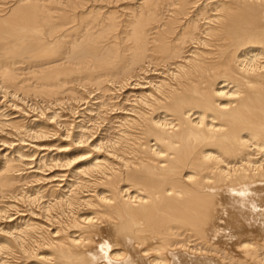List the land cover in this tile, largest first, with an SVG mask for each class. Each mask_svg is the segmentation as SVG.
<instances>
[{"label":"bare ground","instance_id":"bare-ground-1","mask_svg":"<svg viewBox=\"0 0 264 264\" xmlns=\"http://www.w3.org/2000/svg\"><path fill=\"white\" fill-rule=\"evenodd\" d=\"M214 260L264 264V0H0V264Z\"/></svg>","mask_w":264,"mask_h":264},{"label":"rangeland","instance_id":"rangeland-1","mask_svg":"<svg viewBox=\"0 0 264 264\" xmlns=\"http://www.w3.org/2000/svg\"><path fill=\"white\" fill-rule=\"evenodd\" d=\"M213 259H214V258H213ZM214 261H215L216 264H218L216 260H214Z\"/></svg>","mask_w":264,"mask_h":264}]
</instances>
